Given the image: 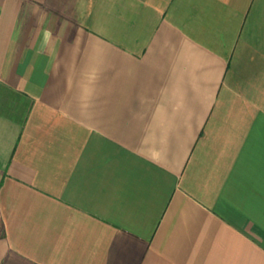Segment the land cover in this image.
<instances>
[{"label": "crops", "instance_id": "0c3cea01", "mask_svg": "<svg viewBox=\"0 0 264 264\" xmlns=\"http://www.w3.org/2000/svg\"><path fill=\"white\" fill-rule=\"evenodd\" d=\"M0 264H264V0H0Z\"/></svg>", "mask_w": 264, "mask_h": 264}]
</instances>
